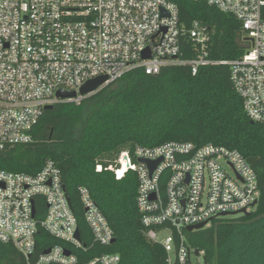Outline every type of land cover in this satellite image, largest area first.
Here are the masks:
<instances>
[{
	"label": "built area",
	"instance_id": "2783aa9c",
	"mask_svg": "<svg viewBox=\"0 0 264 264\" xmlns=\"http://www.w3.org/2000/svg\"><path fill=\"white\" fill-rule=\"evenodd\" d=\"M204 1L241 23L247 51L240 59L209 58L207 28L195 22L187 29L170 0H0V153L33 143L46 107L80 105L137 69L158 75L164 68L188 66L196 75L202 67L227 65L246 114L264 126V0ZM187 39L192 59L184 58ZM99 78L106 81L98 90L81 94ZM60 92L76 96L62 99ZM140 160L160 162L151 171ZM109 170L117 179L137 173V207L147 238L164 248L168 264H200L194 258L201 256L207 264L204 252L197 254L188 240L187 233L198 230L188 228L207 229L217 219L251 214L261 195L248 159L214 144L138 146L122 151ZM68 197L51 160L35 175L0 170V243L13 246L29 264H121L112 252L81 262L94 249L115 244V236L90 191L81 187L92 237L87 245ZM41 230L62 244L47 247L31 263Z\"/></svg>",
	"mask_w": 264,
	"mask_h": 264
},
{
	"label": "trees",
	"instance_id": "16d2710c",
	"mask_svg": "<svg viewBox=\"0 0 264 264\" xmlns=\"http://www.w3.org/2000/svg\"><path fill=\"white\" fill-rule=\"evenodd\" d=\"M181 22L207 28L209 58L240 59L247 51L241 23L204 0H170ZM192 41L184 44V58H194ZM35 141L0 153V170L35 175L51 160L80 221L83 241L92 237L84 221L79 188L85 187L114 231L115 244L96 248L119 254L121 264H168L164 248L147 238L137 207V173L117 179L110 166L122 151L168 142H192L237 150L257 158L254 167L260 199L256 209L237 219H217L207 229L187 233L193 249L204 252L207 264H256L264 254V126L253 122L231 81L227 65L202 67L196 75L188 66L164 68L158 75L133 70L80 105L59 103L44 112L34 131ZM103 167L97 171V166ZM34 263L47 247L62 242L44 230L37 236ZM0 264H29L11 245L0 243Z\"/></svg>",
	"mask_w": 264,
	"mask_h": 264
},
{
	"label": "water",
	"instance_id": "95a60500",
	"mask_svg": "<svg viewBox=\"0 0 264 264\" xmlns=\"http://www.w3.org/2000/svg\"><path fill=\"white\" fill-rule=\"evenodd\" d=\"M247 40H249V39H247ZM144 58H149V53L146 52V54L144 55ZM105 81H106V78H99V79H96V80H93V81L88 82L82 88L81 94L82 95H87V94H90V93L95 92L96 90H98L99 87H101L104 84ZM58 95L62 99L73 98V97L76 96L75 93H65V92H60ZM52 109H54V106H48V107H46V111L47 110H52ZM257 160H258L257 158H249L248 159V163L252 167H255V165L257 163ZM139 162L147 164L149 166V168L151 169V171H153L156 168V166L158 165V163L160 161L150 162V161H146V160H140ZM68 201H69L70 204H72L70 197H68ZM256 205H257V203L255 204V206ZM35 214H36V210L34 209L33 216H35ZM246 215H250V213H244V216H246ZM224 216H226V215H224ZM204 226H205V224L199 225V226L194 227V228L193 227H190V228H188V231L189 232H192L193 230H198L199 231V230L203 229ZM77 237L80 238V233L79 232L77 233ZM114 242H115V240L113 241V243ZM49 252H50V250H48L46 253H49ZM66 254L67 255H70V252L67 251ZM197 254H198V251H197Z\"/></svg>",
	"mask_w": 264,
	"mask_h": 264
},
{
	"label": "rangeland",
	"instance_id": "374dc122",
	"mask_svg": "<svg viewBox=\"0 0 264 264\" xmlns=\"http://www.w3.org/2000/svg\"><path fill=\"white\" fill-rule=\"evenodd\" d=\"M241 217V216H239ZM239 217H235V218H228V219H237ZM194 263H200V264H205L204 263V257L201 256L200 258H194ZM256 264H264V254L261 257H257V261Z\"/></svg>",
	"mask_w": 264,
	"mask_h": 264
}]
</instances>
